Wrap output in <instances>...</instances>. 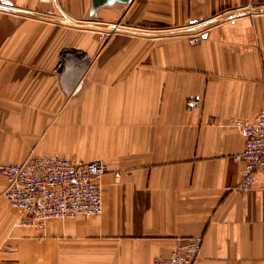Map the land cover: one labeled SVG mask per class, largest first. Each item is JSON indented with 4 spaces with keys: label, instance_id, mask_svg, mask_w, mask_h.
Returning <instances> with one entry per match:
<instances>
[{
    "label": "crops",
    "instance_id": "0c3cea01",
    "mask_svg": "<svg viewBox=\"0 0 264 264\" xmlns=\"http://www.w3.org/2000/svg\"><path fill=\"white\" fill-rule=\"evenodd\" d=\"M92 3L0 0V163L107 165L102 215L44 228L0 177V264H264V174L241 192L234 159L264 109V0Z\"/></svg>",
    "mask_w": 264,
    "mask_h": 264
},
{
    "label": "built area",
    "instance_id": "2783aa9c",
    "mask_svg": "<svg viewBox=\"0 0 264 264\" xmlns=\"http://www.w3.org/2000/svg\"><path fill=\"white\" fill-rule=\"evenodd\" d=\"M54 3L63 18L69 19L61 9L59 0ZM256 7V6H255ZM251 10L254 5H249ZM242 10V9H238ZM56 11H50L55 15ZM111 34L101 35L108 40ZM66 53L62 55L64 59ZM187 110L201 107L199 100H190ZM244 138V150L235 155L236 162L245 165V173L237 189L250 191L258 173L264 174V109L251 122H238ZM107 165L102 161H76L59 157L31 155L21 163H0V177L7 180L4 197L20 213L22 227L44 228L49 221L76 217L101 216L104 210L102 178ZM119 177V174H116ZM153 264H194L182 250H174L169 257L159 258Z\"/></svg>",
    "mask_w": 264,
    "mask_h": 264
},
{
    "label": "water",
    "instance_id": "95a60500",
    "mask_svg": "<svg viewBox=\"0 0 264 264\" xmlns=\"http://www.w3.org/2000/svg\"><path fill=\"white\" fill-rule=\"evenodd\" d=\"M113 0H93V3H92V12H96V10L102 6V4H111ZM120 1L121 3H124V4H128L129 3V0H118ZM104 2V3H102Z\"/></svg>",
    "mask_w": 264,
    "mask_h": 264
}]
</instances>
